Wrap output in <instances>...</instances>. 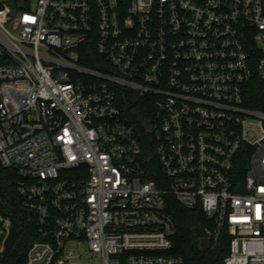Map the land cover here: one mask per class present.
Here are the masks:
<instances>
[{"label":"built area","instance_id":"built-area-1","mask_svg":"<svg viewBox=\"0 0 264 264\" xmlns=\"http://www.w3.org/2000/svg\"><path fill=\"white\" fill-rule=\"evenodd\" d=\"M256 80L264 0H0V164L35 218L26 264H185L167 195L227 232L225 264H264ZM9 231L0 213V253Z\"/></svg>","mask_w":264,"mask_h":264},{"label":"trees","instance_id":"trees-1","mask_svg":"<svg viewBox=\"0 0 264 264\" xmlns=\"http://www.w3.org/2000/svg\"><path fill=\"white\" fill-rule=\"evenodd\" d=\"M249 106L264 110V82L254 81L249 86ZM137 109L148 124L150 114L143 109L140 101L130 103ZM144 124L141 128L144 155L148 163L149 177L158 185H163V175L159 164L153 158L154 143L152 136L146 132ZM20 178L12 169L0 164V213L10 220V231L5 250L0 253V264H26V251L37 238L36 223L33 214L25 209L18 186ZM165 212L175 224L172 237L175 254L180 255L185 264H225L224 258L229 251L230 237L221 231L215 239V223L199 209L189 210L181 206L173 195L166 196Z\"/></svg>","mask_w":264,"mask_h":264},{"label":"rangeland","instance_id":"rangeland-1","mask_svg":"<svg viewBox=\"0 0 264 264\" xmlns=\"http://www.w3.org/2000/svg\"><path fill=\"white\" fill-rule=\"evenodd\" d=\"M81 264H101V261L99 258L96 257H90V256H82L78 259Z\"/></svg>","mask_w":264,"mask_h":264},{"label":"water","instance_id":"water-1","mask_svg":"<svg viewBox=\"0 0 264 264\" xmlns=\"http://www.w3.org/2000/svg\"><path fill=\"white\" fill-rule=\"evenodd\" d=\"M138 119L141 121L143 118H142V116H139Z\"/></svg>","mask_w":264,"mask_h":264}]
</instances>
